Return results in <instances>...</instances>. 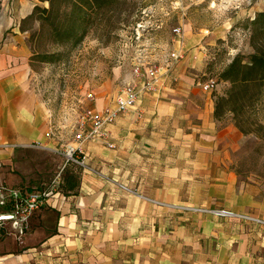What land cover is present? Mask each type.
I'll return each mask as SVG.
<instances>
[{
    "label": "crops",
    "instance_id": "0c3cea01",
    "mask_svg": "<svg viewBox=\"0 0 264 264\" xmlns=\"http://www.w3.org/2000/svg\"><path fill=\"white\" fill-rule=\"evenodd\" d=\"M4 1L9 17L0 23V186L40 192L51 186L57 162L48 149L72 138L54 126L52 98L38 88L30 62V30L21 29L36 0ZM173 52L188 55L179 63L169 59L159 88L141 92L133 108L106 126L113 148L85 142V167L62 169L26 232L0 239V264H264V226L240 218L264 221V191L238 182L222 148L241 133L233 123L222 129L223 120L213 117L220 92L200 86L206 81L198 80L203 54L189 51L184 40ZM124 78L133 80L132 74ZM102 91L89 92L95 101L88 109L100 112L113 104L118 90ZM37 143L47 149L33 147ZM167 168L204 177L217 204L211 211L230 216L169 213L165 206L175 203H166Z\"/></svg>",
    "mask_w": 264,
    "mask_h": 264
},
{
    "label": "rangeland",
    "instance_id": "374dc122",
    "mask_svg": "<svg viewBox=\"0 0 264 264\" xmlns=\"http://www.w3.org/2000/svg\"><path fill=\"white\" fill-rule=\"evenodd\" d=\"M126 1L134 4L133 15L128 25L115 31L110 43L101 44L93 34H89L81 44L69 49L60 62L32 64L38 88L46 96L49 90L52 98L54 126L67 137L72 138L77 122L88 110L87 106L95 101H90L87 93L97 94L103 90L107 95L112 94V88L118 90L126 83L124 77L131 74L134 66L158 67L166 63L177 45L172 32L174 28L182 29L184 44H188L189 51L203 54L199 56L202 67L198 80L203 82L210 77L215 78L218 82L216 89L221 95L228 84L219 81V74L236 55L252 53L250 23L258 12L264 11V0ZM30 2L27 0L25 4L30 5ZM6 3L0 0V23L9 17L4 11ZM187 55L188 52L181 54L176 63L184 61ZM117 68L123 70L124 75L116 74ZM257 118L264 124V94L258 105ZM230 123L231 118L227 116L220 127L226 130ZM222 148L229 154L226 161L236 171L238 182L257 184L263 192L264 140L241 134L236 139H228ZM52 154L57 158L52 180L56 177L59 180L65 160ZM171 171L167 168L164 176L166 203H175L174 206H165L169 213L173 211L183 217L216 212L211 211L217 204L211 198L212 192L204 189V177L197 175L194 178L187 172L175 174ZM177 187L180 190H172ZM240 218L248 223L254 219L250 216ZM5 227V230H0V239L15 232L10 225Z\"/></svg>",
    "mask_w": 264,
    "mask_h": 264
},
{
    "label": "trees",
    "instance_id": "16d2710c",
    "mask_svg": "<svg viewBox=\"0 0 264 264\" xmlns=\"http://www.w3.org/2000/svg\"><path fill=\"white\" fill-rule=\"evenodd\" d=\"M36 1L32 14L21 25V29L30 30L31 64L60 62L89 34L101 44L110 43L115 31L129 24L135 8L126 0ZM249 31L253 51L248 56L236 55L219 74V81L228 88L214 95L213 117L220 121L229 116L242 135L264 140V124L257 118L264 94V11L255 15Z\"/></svg>",
    "mask_w": 264,
    "mask_h": 264
},
{
    "label": "built area",
    "instance_id": "2783aa9c",
    "mask_svg": "<svg viewBox=\"0 0 264 264\" xmlns=\"http://www.w3.org/2000/svg\"><path fill=\"white\" fill-rule=\"evenodd\" d=\"M172 32L177 38L176 42L181 44L184 40L182 29L174 28ZM180 56L179 52H172L166 61L167 65L164 63L158 67L134 66L131 72L133 80L124 83L118 89V94L113 104L105 106L100 112L88 109L83 114L81 120L77 122L71 141L60 148L48 149L52 153L64 158L65 163L62 169L69 164L85 167L86 155L83 144L87 141L99 140L108 148H113V145L109 142V134L105 130L106 126L111 125L119 116L126 114L133 108L141 92H155L159 88L162 73L170 68L169 59L177 60L180 59ZM217 83L215 78H209L201 83L200 86L204 91L213 92ZM87 97L90 101L94 100L91 94ZM45 137L48 139L52 138L53 130L48 131ZM33 147L47 149L38 143ZM58 181L56 177L48 189L40 192L23 191L0 186V230H5V226L10 225L18 236H22L28 229L30 218L42 208L45 200L53 195ZM119 187L128 193H135L127 186L120 185ZM213 213L221 216L229 215V213L224 211ZM251 221L264 226V221L262 220L252 219Z\"/></svg>",
    "mask_w": 264,
    "mask_h": 264
}]
</instances>
